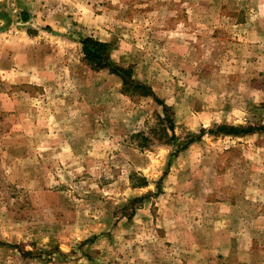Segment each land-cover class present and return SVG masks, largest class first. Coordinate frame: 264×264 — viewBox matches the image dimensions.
Segmentation results:
<instances>
[{"label": "rangeland", "instance_id": "rangeland-1", "mask_svg": "<svg viewBox=\"0 0 264 264\" xmlns=\"http://www.w3.org/2000/svg\"><path fill=\"white\" fill-rule=\"evenodd\" d=\"M222 124L264 126V0H0V264H264V131Z\"/></svg>", "mask_w": 264, "mask_h": 264}, {"label": "trees", "instance_id": "trees-1", "mask_svg": "<svg viewBox=\"0 0 264 264\" xmlns=\"http://www.w3.org/2000/svg\"><path fill=\"white\" fill-rule=\"evenodd\" d=\"M81 44L84 60L93 70L108 69L110 72L118 75L121 78L122 90L124 92L131 94L139 93L141 95H150L159 105L162 106V111L158 115L157 123L155 127L152 128V136L164 143H171L175 141L177 135L175 133L173 107L167 104L163 98L159 97L150 85L137 80L134 77L133 69L130 66L124 67L112 60V43L88 35L81 39ZM205 130L206 129L203 128L200 132V135ZM210 130L211 129L208 131ZM257 130L264 131V126L222 124L217 127L216 131L230 135H244ZM211 131L214 132V130ZM137 135L142 138V141H145L143 145H146L147 140L150 139L149 137H144L146 136L144 133H139ZM191 142H193L192 138L188 139L187 141L180 142L181 149L186 148Z\"/></svg>", "mask_w": 264, "mask_h": 264}]
</instances>
